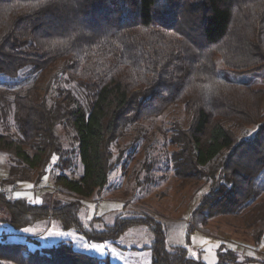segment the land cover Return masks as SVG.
<instances>
[{
  "label": "trees",
  "instance_id": "trees-1",
  "mask_svg": "<svg viewBox=\"0 0 264 264\" xmlns=\"http://www.w3.org/2000/svg\"><path fill=\"white\" fill-rule=\"evenodd\" d=\"M199 20L203 41L193 56L187 29L180 27ZM217 60L239 75L264 70V0H0L1 77L16 79L27 70L44 74L61 65L72 82L93 92L88 110L66 94L55 103L56 111L36 85L11 102L0 91V154L26 170L48 165L60 155L57 113L68 105L84 170L78 179H56L79 198L54 206L64 228H75L89 242H104L146 227L153 242L143 251L151 252L152 264H205L186 246H170L164 226L151 217H119L99 231L84 227L78 215L82 200L107 188L114 146L127 130L177 105L190 116L173 140L178 176L212 179L211 191L193 211L189 235L205 230L223 205L234 212L254 199L256 179L264 173V90L219 76ZM248 126L256 128L254 135L237 142L233 127ZM220 158L219 172L206 170ZM256 208L260 214L251 228L257 241L264 236V204ZM45 213L48 207L11 200L0 191V223L19 230ZM218 256L217 264L243 263L224 247ZM0 264L111 263L65 243L31 250L26 243L0 242Z\"/></svg>",
  "mask_w": 264,
  "mask_h": 264
},
{
  "label": "rangeland",
  "instance_id": "rangeland-1",
  "mask_svg": "<svg viewBox=\"0 0 264 264\" xmlns=\"http://www.w3.org/2000/svg\"><path fill=\"white\" fill-rule=\"evenodd\" d=\"M201 25L199 20L180 27L187 29L188 50L193 56L203 41ZM193 26L196 30L190 32ZM216 66L219 76L264 90V70L239 75L228 71L220 60H217ZM35 85L56 111L58 106L55 103L61 101L62 95L69 94L73 102L86 110L93 98V92L72 82L61 65L44 74H31L27 70L16 79L0 76V91L5 92L8 102L16 93H23ZM65 107L67 110L69 106ZM66 110L57 113L61 116L56 125L61 152L48 165L26 170L15 159L10 161L7 155L0 154V191L8 194L11 200L24 199L31 205L48 207V213L43 214L41 219L28 227L15 229L20 235L18 237H9L7 233L10 229L1 227L0 242L26 243L31 250L65 243L76 251L101 259L108 258L111 264H152L151 252L143 251L153 242V235L146 227H132L114 240L89 242L75 228L65 229L62 221L53 215L57 202L79 199L68 194L56 183V179L61 175L78 179L84 170L78 155L76 132ZM189 122L190 116L184 106L177 105L159 117L130 127L114 146L115 169L107 188L98 196L81 201L78 215L81 223L86 228L92 225L102 231L115 225L119 217L144 215L164 226L170 246H186L193 258L205 264L219 262L218 250L221 247L235 251L243 262L241 264H264V236L256 241L251 228L260 214L256 206L264 204V173L256 179L253 200L234 212H226V208H230L227 205L224 209L223 205L219 213L208 220L204 232L195 229L189 235L193 211L212 189V179L190 180L178 176L180 165L175 158L178 147L173 140L178 128H186ZM8 123L11 132L16 133L13 119L10 118ZM233 132L236 141L240 142L251 138L256 128L233 127ZM222 161L223 158H220L206 170L219 172Z\"/></svg>",
  "mask_w": 264,
  "mask_h": 264
},
{
  "label": "crops",
  "instance_id": "crops-1",
  "mask_svg": "<svg viewBox=\"0 0 264 264\" xmlns=\"http://www.w3.org/2000/svg\"><path fill=\"white\" fill-rule=\"evenodd\" d=\"M189 220V219H188ZM188 222V221H187ZM1 227H6L7 229H10L9 231H8V233H7V235L9 236V237H15V236H20V235H17V231H15V229L12 227V226H10L9 224H4V223H0V228Z\"/></svg>",
  "mask_w": 264,
  "mask_h": 264
}]
</instances>
